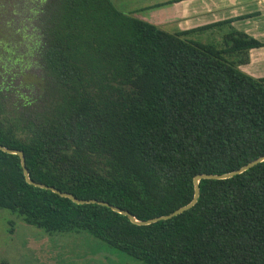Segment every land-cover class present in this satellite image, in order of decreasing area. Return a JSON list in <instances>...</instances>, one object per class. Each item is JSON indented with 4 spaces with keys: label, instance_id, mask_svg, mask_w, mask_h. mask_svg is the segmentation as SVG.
<instances>
[{
    "label": "trees",
    "instance_id": "trees-1",
    "mask_svg": "<svg viewBox=\"0 0 264 264\" xmlns=\"http://www.w3.org/2000/svg\"><path fill=\"white\" fill-rule=\"evenodd\" d=\"M31 1L30 32L17 0L0 4L2 50L25 42L39 68L16 82L1 66L0 144L32 180L146 219L190 201L196 173L264 154V76L239 67L264 41L233 18L168 30L112 0ZM207 30L219 45L195 36ZM198 183L190 207L140 224L28 182L0 148V207L29 224L87 230L146 264H264V159Z\"/></svg>",
    "mask_w": 264,
    "mask_h": 264
},
{
    "label": "rangeland",
    "instance_id": "rangeland-1",
    "mask_svg": "<svg viewBox=\"0 0 264 264\" xmlns=\"http://www.w3.org/2000/svg\"><path fill=\"white\" fill-rule=\"evenodd\" d=\"M15 0H0L4 8L9 10ZM39 1V0H37ZM124 12L131 13L146 20L152 21L164 29L172 30L169 24L173 21L171 2L153 5L161 0H112ZM40 2V1H39ZM20 16L24 17L26 32L31 31L26 15L30 13L31 0H17ZM27 3V5H25ZM151 4V5H150ZM3 13V11H0ZM16 17V16H15ZM5 25V24H4ZM3 25V26H4ZM7 25V24H6ZM209 31L195 34L203 40H209L219 45V31L209 35ZM213 35L218 38H213ZM28 43L30 42L29 38ZM11 43V42H10ZM12 44V43H11ZM0 42V77L2 65L8 67V73H14V80L22 79V73L38 72V66L33 63L32 56L26 53L28 47L22 42L19 47L5 53ZM15 58L18 60L13 61ZM9 65V66H8ZM20 71V73H19ZM19 91L24 93L34 91L31 86L21 83ZM14 92V90H13ZM12 95L13 93H9ZM0 264H146L131 257L124 251L106 244L87 230L77 231H47L42 227L27 223L16 211L0 207Z\"/></svg>",
    "mask_w": 264,
    "mask_h": 264
},
{
    "label": "crops",
    "instance_id": "crops-1",
    "mask_svg": "<svg viewBox=\"0 0 264 264\" xmlns=\"http://www.w3.org/2000/svg\"><path fill=\"white\" fill-rule=\"evenodd\" d=\"M163 2L172 3V30L233 18V26L264 41V0H161L153 5ZM239 67L254 76H264V44L251 47L249 61Z\"/></svg>",
    "mask_w": 264,
    "mask_h": 264
},
{
    "label": "water",
    "instance_id": "water-1",
    "mask_svg": "<svg viewBox=\"0 0 264 264\" xmlns=\"http://www.w3.org/2000/svg\"><path fill=\"white\" fill-rule=\"evenodd\" d=\"M0 148H2L3 150L5 151H9V152H15V153H18L19 156H20V161H21V164H22V167H23V171H24V175H25V178L28 182H31L33 184H36V185H39V186H43V187H47V188H50L54 191H56L57 193L61 194V195H64V196H68L70 197L71 199H73L74 201L76 202H88V201H96V202H99V203H102V204H105V205H108L110 206L112 209L114 210H117L119 212H122V213H125L128 215V217L136 222V223H149L151 221H154V220H157V219H160V218H167V217H170L176 213H179L181 211H183L184 209L190 207L195 201H196V198L199 194V179L200 178H203V177H214V178H220V177H226V176H230V175H233L237 172H240L242 170H244L245 168L255 164L256 162L264 159V154L263 155H260L250 161H248L247 163L243 164L242 166L236 168V169H233V170H230V171H227V172H224V173H207V172H199V173H196L194 176H193V184H194V193H193V197L191 198L190 201H188L187 203L173 209L172 211L166 213V214H161V215H157V216H153V217H150V218H146V219H139L137 217H135L130 211H128L127 209H124V208H121L117 205H114V204H111L109 203L108 201L106 200H102V199H94V198H77L76 196L73 195V193L69 192V191H64V190H60L58 188H56L55 186H52V185H49V184H45V183H41V182H38V181H34L32 180L30 177H29V174H28V169L25 165V160H24V154H23V151L19 148H10V147H7L5 145H2L0 144Z\"/></svg>",
    "mask_w": 264,
    "mask_h": 264
}]
</instances>
